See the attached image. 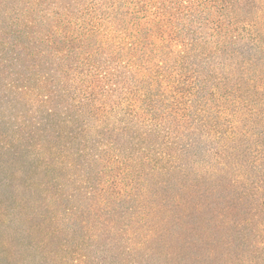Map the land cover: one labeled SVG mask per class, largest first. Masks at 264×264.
Wrapping results in <instances>:
<instances>
[{"label": "trees", "instance_id": "16d2710c", "mask_svg": "<svg viewBox=\"0 0 264 264\" xmlns=\"http://www.w3.org/2000/svg\"><path fill=\"white\" fill-rule=\"evenodd\" d=\"M0 157L30 264H264V0H0Z\"/></svg>", "mask_w": 264, "mask_h": 264}, {"label": "rangeland", "instance_id": "374dc122", "mask_svg": "<svg viewBox=\"0 0 264 264\" xmlns=\"http://www.w3.org/2000/svg\"><path fill=\"white\" fill-rule=\"evenodd\" d=\"M0 159L2 158L0 157ZM11 159H13V155L9 157V160ZM18 160L20 161V158ZM11 173L12 172L7 174L0 173V183L1 179L5 177L14 179ZM16 183L18 184L19 182ZM4 191L5 190L0 187V195L3 197H5ZM6 193V204L10 207H14L15 204H17V195L14 196L9 190ZM18 216L19 217L16 219L20 220V213ZM31 262L34 263V259H32ZM0 264H30L26 261V256L23 253L20 243V221L19 223L17 222L10 225L8 219L0 218Z\"/></svg>", "mask_w": 264, "mask_h": 264}]
</instances>
